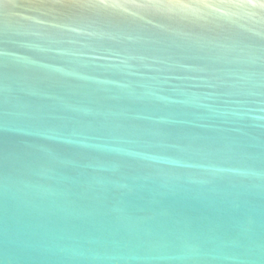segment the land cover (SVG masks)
Here are the masks:
<instances>
[{
  "label": "water",
  "instance_id": "water-1",
  "mask_svg": "<svg viewBox=\"0 0 264 264\" xmlns=\"http://www.w3.org/2000/svg\"><path fill=\"white\" fill-rule=\"evenodd\" d=\"M0 264H264V0H0Z\"/></svg>",
  "mask_w": 264,
  "mask_h": 264
}]
</instances>
